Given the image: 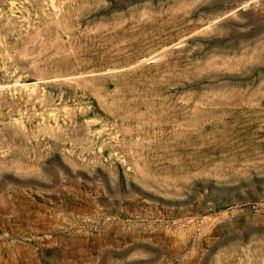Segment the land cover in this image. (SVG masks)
I'll list each match as a JSON object with an SVG mask.
<instances>
[{
	"label": "rangeland",
	"instance_id": "1",
	"mask_svg": "<svg viewBox=\"0 0 264 264\" xmlns=\"http://www.w3.org/2000/svg\"><path fill=\"white\" fill-rule=\"evenodd\" d=\"M0 264H264V0H0Z\"/></svg>",
	"mask_w": 264,
	"mask_h": 264
}]
</instances>
